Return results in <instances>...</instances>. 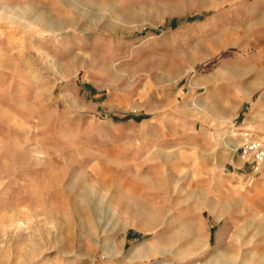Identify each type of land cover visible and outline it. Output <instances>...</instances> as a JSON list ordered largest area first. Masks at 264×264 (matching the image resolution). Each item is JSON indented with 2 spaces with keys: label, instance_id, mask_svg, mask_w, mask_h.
<instances>
[{
  "label": "rangeland",
  "instance_id": "1",
  "mask_svg": "<svg viewBox=\"0 0 264 264\" xmlns=\"http://www.w3.org/2000/svg\"><path fill=\"white\" fill-rule=\"evenodd\" d=\"M0 264H264V0H0Z\"/></svg>",
  "mask_w": 264,
  "mask_h": 264
},
{
  "label": "bare ground",
  "instance_id": "2",
  "mask_svg": "<svg viewBox=\"0 0 264 264\" xmlns=\"http://www.w3.org/2000/svg\"><path fill=\"white\" fill-rule=\"evenodd\" d=\"M230 146L232 147V149H233V150H235V149H236V145H235V144H230ZM153 247H154V244H151V245H148V247H147V248H148L149 250H150V249L152 250V249H153Z\"/></svg>",
  "mask_w": 264,
  "mask_h": 264
}]
</instances>
